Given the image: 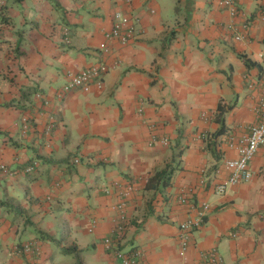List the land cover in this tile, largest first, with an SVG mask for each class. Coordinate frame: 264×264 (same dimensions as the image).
<instances>
[{
  "label": "crops",
  "instance_id": "0c3cea01",
  "mask_svg": "<svg viewBox=\"0 0 264 264\" xmlns=\"http://www.w3.org/2000/svg\"><path fill=\"white\" fill-rule=\"evenodd\" d=\"M119 10L135 26L127 44L106 36ZM101 61L102 88L62 91ZM262 68L264 0H242L235 16L221 0H0V264H123L108 236L141 250L135 264L212 252L222 264H264V148L250 180L217 190L258 121ZM171 162L170 183L147 188ZM184 190L210 204L186 261Z\"/></svg>",
  "mask_w": 264,
  "mask_h": 264
},
{
  "label": "built area",
  "instance_id": "2783aa9c",
  "mask_svg": "<svg viewBox=\"0 0 264 264\" xmlns=\"http://www.w3.org/2000/svg\"><path fill=\"white\" fill-rule=\"evenodd\" d=\"M131 2L132 0H127ZM242 0H221V5L226 7L233 16L238 12V4ZM115 23L110 32L106 34L108 40H117L121 44H127L135 36V26L129 15L123 11H117L114 15ZM247 28V24L243 25ZM237 29V28H236ZM66 33V40L69 41V36ZM246 33L236 30L235 37L237 40L246 39ZM99 48L105 53H110L111 47L108 42H101ZM109 70L108 64L104 61L93 64L79 72L72 73L69 80L62 88L63 92H67L73 88L81 89L85 92L91 91L94 85L102 88L104 82V75ZM255 82L259 86V99L255 105V111L258 116V121L250 127L247 134L243 135L238 143L237 150L238 156L235 158L226 159L224 162L225 168L230 172L227 178L221 180L217 184V190L219 192H225L230 186L238 184L243 181H248L252 178L251 162L253 161L257 152L264 148V68H262L258 74ZM252 86V85H251ZM205 115V114H204ZM162 143L168 144V138H163ZM78 161V159H76ZM5 169V166H2ZM32 166L29 167V170ZM133 190V187L128 186L125 189L124 195L129 194ZM191 192L184 190L179 196V202L187 206L188 213L185 218L179 223L178 233V249L180 257L183 261L188 259V250L193 241V234L199 230L204 224L205 218L210 210V204L203 203L198 206L192 201ZM123 207V206H121ZM121 222L115 227L116 232L120 235L124 232L127 223V215L124 211L120 214ZM106 248L113 250L115 255L122 260L123 264H135L142 256V252L139 249H133L132 251L124 252L118 248L117 243L111 236L104 239ZM28 250L31 248L29 244L25 245ZM196 264H222L221 257L212 252L211 256H202Z\"/></svg>",
  "mask_w": 264,
  "mask_h": 264
},
{
  "label": "trees",
  "instance_id": "16d2710c",
  "mask_svg": "<svg viewBox=\"0 0 264 264\" xmlns=\"http://www.w3.org/2000/svg\"><path fill=\"white\" fill-rule=\"evenodd\" d=\"M247 62L246 58H244ZM231 107V105L229 106ZM228 107L225 106L224 101H220L218 111L219 115H221L218 119L221 120L222 126L220 131L223 132L224 130V120L222 119L224 113L226 112ZM174 162L167 163L163 168L158 170L154 176L148 179L147 181V188H159V185L166 186L170 183L171 177L175 170Z\"/></svg>",
  "mask_w": 264,
  "mask_h": 264
},
{
  "label": "rangeland",
  "instance_id": "374dc122",
  "mask_svg": "<svg viewBox=\"0 0 264 264\" xmlns=\"http://www.w3.org/2000/svg\"><path fill=\"white\" fill-rule=\"evenodd\" d=\"M111 70H113V69H111ZM106 74H107V73H106ZM106 74H105V75H106Z\"/></svg>",
  "mask_w": 264,
  "mask_h": 264
}]
</instances>
